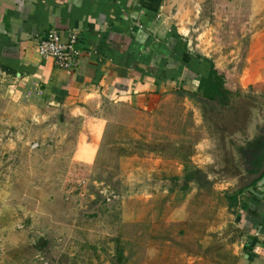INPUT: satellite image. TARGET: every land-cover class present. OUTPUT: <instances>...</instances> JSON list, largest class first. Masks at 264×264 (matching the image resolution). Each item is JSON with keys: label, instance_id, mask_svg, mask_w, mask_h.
<instances>
[{"label": "rangeland", "instance_id": "1", "mask_svg": "<svg viewBox=\"0 0 264 264\" xmlns=\"http://www.w3.org/2000/svg\"><path fill=\"white\" fill-rule=\"evenodd\" d=\"M165 13L225 70L227 100L54 104L0 74V264L237 263L229 195L242 181L241 134L234 146L222 135L254 115L264 137V74L245 70L264 52V0H165Z\"/></svg>", "mask_w": 264, "mask_h": 264}, {"label": "crops", "instance_id": "2", "mask_svg": "<svg viewBox=\"0 0 264 264\" xmlns=\"http://www.w3.org/2000/svg\"><path fill=\"white\" fill-rule=\"evenodd\" d=\"M52 30L63 40L77 32L76 68L59 69L37 53ZM194 51L166 15L165 0H0V74L26 79L54 104L102 96L146 108L170 92L194 94L202 60L210 59ZM253 62L252 73L264 74V52L249 54L245 70ZM232 190L236 264H264V175Z\"/></svg>", "mask_w": 264, "mask_h": 264}, {"label": "built area", "instance_id": "3", "mask_svg": "<svg viewBox=\"0 0 264 264\" xmlns=\"http://www.w3.org/2000/svg\"><path fill=\"white\" fill-rule=\"evenodd\" d=\"M77 32L68 31L63 40L52 30L37 43V53L44 59H51L54 66L62 70H72L79 64L80 51L77 47Z\"/></svg>", "mask_w": 264, "mask_h": 264}, {"label": "flooded vegetation", "instance_id": "4", "mask_svg": "<svg viewBox=\"0 0 264 264\" xmlns=\"http://www.w3.org/2000/svg\"><path fill=\"white\" fill-rule=\"evenodd\" d=\"M255 123H256V116L252 115L251 119H249V122L247 121L246 125L244 127H240V129H237L235 131V133H225V135H222L223 139L226 140V142L229 140H227L229 137L232 136H239V149H241L240 151V163L237 161L235 162V167L237 168H241V176H242V181L240 182V184H242L245 180H247V167L249 168H259L260 167V163L263 160V152H264V143L261 141L262 140V136H260L258 134V131L260 130L259 127H255ZM238 127V128H239ZM264 127V126H263ZM263 129V128H262ZM261 129V130H262ZM264 132V129L262 130ZM250 139H252V143L248 144V142L250 141ZM231 143V145H233L234 142H229ZM236 145V144H234ZM233 145V146H234ZM242 145V146H241ZM249 168V169H250ZM253 172L255 173L256 171H250L249 174H253ZM264 175V172L261 173V175L259 176V178L257 180H254L252 183H255L256 181H258L262 176Z\"/></svg>", "mask_w": 264, "mask_h": 264}, {"label": "trees", "instance_id": "5", "mask_svg": "<svg viewBox=\"0 0 264 264\" xmlns=\"http://www.w3.org/2000/svg\"><path fill=\"white\" fill-rule=\"evenodd\" d=\"M203 69L201 74L197 76L199 86L198 91L201 93V97L205 100L212 101L216 99L227 100L228 90L225 89L224 79L226 78V73L219 71L214 68L213 64L208 60H202ZM191 95V94H189ZM194 182L197 184L199 189H209L211 184L207 180L206 174L201 170L194 168ZM230 206L234 202V197L229 195ZM42 245V241H38L35 246ZM120 257V254H119Z\"/></svg>", "mask_w": 264, "mask_h": 264}, {"label": "water", "instance_id": "6", "mask_svg": "<svg viewBox=\"0 0 264 264\" xmlns=\"http://www.w3.org/2000/svg\"><path fill=\"white\" fill-rule=\"evenodd\" d=\"M263 143H264V137L262 138L261 140ZM250 168V167H249ZM247 167V180H245L240 186H239V189H242V188H245V187H248L252 184V182L254 180H257L259 178V176L261 175L262 172H264V152H263V160L261 161L260 163V167L257 169V168H250L249 169ZM256 171L255 173L253 172V174H249L250 171Z\"/></svg>", "mask_w": 264, "mask_h": 264}]
</instances>
